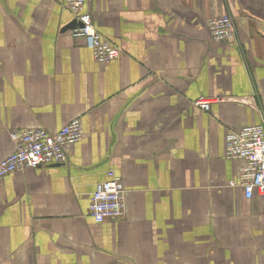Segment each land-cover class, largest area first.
<instances>
[{"label": "crops", "instance_id": "0c3cea01", "mask_svg": "<svg viewBox=\"0 0 264 264\" xmlns=\"http://www.w3.org/2000/svg\"><path fill=\"white\" fill-rule=\"evenodd\" d=\"M62 4L0 0V162L15 132L82 131L66 163L0 178V264H264L261 200L225 159L227 132L264 126V0H85L108 65ZM223 14L232 44L208 29ZM110 170L126 213L97 224Z\"/></svg>", "mask_w": 264, "mask_h": 264}, {"label": "built area", "instance_id": "2783aa9c", "mask_svg": "<svg viewBox=\"0 0 264 264\" xmlns=\"http://www.w3.org/2000/svg\"><path fill=\"white\" fill-rule=\"evenodd\" d=\"M62 5L78 23L71 31L72 36L86 40L96 62L108 65L119 58L121 50L95 29L91 13L85 10V0H63ZM208 29L217 42L232 44L236 39L235 23L230 14L211 18ZM207 101L214 103L213 100H200L196 104L202 110L209 111L213 103ZM81 138L79 120L72 121L56 133L45 129L15 132V151L0 162V178L26 169L64 164L67 162L66 147L79 143ZM225 159L245 162L238 186L243 188L247 199L258 195L264 217V126H245L239 131L227 132ZM106 176L107 180L93 192L89 203L90 217L97 224L121 219L126 213V191L121 178L113 170L108 171Z\"/></svg>", "mask_w": 264, "mask_h": 264}, {"label": "water", "instance_id": "95a60500", "mask_svg": "<svg viewBox=\"0 0 264 264\" xmlns=\"http://www.w3.org/2000/svg\"><path fill=\"white\" fill-rule=\"evenodd\" d=\"M73 25H74L75 27H77V26H78V23L74 20ZM79 25H80V24H79Z\"/></svg>", "mask_w": 264, "mask_h": 264}, {"label": "bare ground", "instance_id": "6f19581e", "mask_svg": "<svg viewBox=\"0 0 264 264\" xmlns=\"http://www.w3.org/2000/svg\"><path fill=\"white\" fill-rule=\"evenodd\" d=\"M206 103H213L212 101H207Z\"/></svg>", "mask_w": 264, "mask_h": 264}]
</instances>
